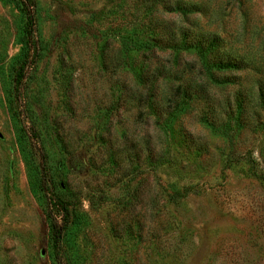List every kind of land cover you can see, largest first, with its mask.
<instances>
[{"label":"rangeland","instance_id":"obj_1","mask_svg":"<svg viewBox=\"0 0 264 264\" xmlns=\"http://www.w3.org/2000/svg\"><path fill=\"white\" fill-rule=\"evenodd\" d=\"M32 1L16 85L0 0V264H53L42 155L66 264H264V0ZM181 28L207 61L162 45Z\"/></svg>","mask_w":264,"mask_h":264},{"label":"trees","instance_id":"obj_2","mask_svg":"<svg viewBox=\"0 0 264 264\" xmlns=\"http://www.w3.org/2000/svg\"><path fill=\"white\" fill-rule=\"evenodd\" d=\"M15 7L21 13L23 17L22 25V38H23V54L20 59L19 65L16 69L15 74V83L16 85L20 84L21 77L24 75L25 69L27 67L33 66L35 63V56L37 53V40H36V19L33 10V1L32 0H12ZM177 10L182 13V8L177 7ZM161 40L165 43L166 48L173 50L177 49H191L193 50L204 60L207 52L212 49L213 40L208 39L206 42H201L198 35L192 33L189 30L183 28L178 31H171L166 33L165 31L161 33ZM212 65L216 69L227 68L233 66V61L226 59H219L216 62L212 60ZM170 94V93H169ZM42 166V184L44 189L49 195L50 207L46 212L47 216V226L51 238V251L53 257V264H66L65 257L63 254V233L67 227V215L68 209L66 207V202L58 197L51 196L52 191L50 187V177L47 172V166L45 162V157L42 155L41 159ZM60 216V221L56 223L55 213ZM55 214V215H54Z\"/></svg>","mask_w":264,"mask_h":264},{"label":"water","instance_id":"obj_3","mask_svg":"<svg viewBox=\"0 0 264 264\" xmlns=\"http://www.w3.org/2000/svg\"><path fill=\"white\" fill-rule=\"evenodd\" d=\"M43 251H40V253L42 254Z\"/></svg>","mask_w":264,"mask_h":264}]
</instances>
